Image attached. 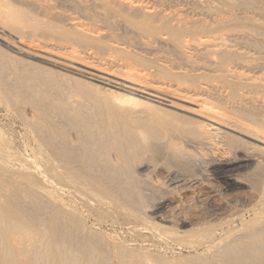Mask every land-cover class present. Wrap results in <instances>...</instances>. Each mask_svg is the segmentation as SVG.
Instances as JSON below:
<instances>
[{
	"label": "bare ground",
	"instance_id": "6f19581e",
	"mask_svg": "<svg viewBox=\"0 0 264 264\" xmlns=\"http://www.w3.org/2000/svg\"><path fill=\"white\" fill-rule=\"evenodd\" d=\"M134 37L177 60L129 51ZM0 101L36 143L29 157L0 138V264H264V1L0 0ZM154 104L182 112L165 109L190 148L143 142L129 119ZM147 153L167 182L142 174ZM177 166L257 203L216 222L148 216L195 176Z\"/></svg>",
	"mask_w": 264,
	"mask_h": 264
},
{
	"label": "rangeland",
	"instance_id": "374dc122",
	"mask_svg": "<svg viewBox=\"0 0 264 264\" xmlns=\"http://www.w3.org/2000/svg\"><path fill=\"white\" fill-rule=\"evenodd\" d=\"M258 1H264V0H258ZM142 40H144V38ZM142 40L134 37V42L132 44H128V43L126 44L129 51L135 52L136 54H139L141 56L143 55V57H146L149 59L154 57L155 58L154 60L157 63H161L162 61H164V58H166V57L173 59L174 61L177 60L175 57L171 56V54L163 47H159V48H157V50L152 51V52L146 51L147 53H151V56H152L151 57L145 51H143L142 49L140 50L138 48L137 44L139 42H141ZM108 41L112 42L111 38H108ZM186 51L189 53L192 52L189 49H186ZM86 52L91 53L93 51L87 50ZM111 58L119 60V57H117L115 55H112ZM121 61L122 60H120V62ZM86 78H90V77L86 76ZM85 80L90 82V83L96 84L92 80H89V79H85ZM154 105H155L154 107L153 106L139 107L137 109V113L130 116L131 117L129 119L130 126L132 128H134L135 130H138V132L141 135L140 138L143 140V142H146L147 144H149L155 148H157L158 146L162 147V145H165V144H168V145L178 144V145H181L183 147H186V145H188V144H186V141H184V139H182V137L180 138V136H177L178 134L176 135V133H175V127L178 126L177 122L173 118L172 114H170L169 112H166L165 109L168 111L170 110L172 113L182 114V112L171 109V108H167L165 106L156 105V104H154ZM74 107L77 110L82 109L81 106H78L76 104ZM20 110H21V107L17 104L10 102L9 105H6L4 102L0 101V138L2 141H5L6 143H8V140H12V142L9 141L8 144L11 145L14 149H16V151L20 155L24 156V154L28 155V153L30 155L31 152L33 155V152H34L33 149L34 148L36 149V146L33 147V145H36V143L33 142L32 137L35 136V134L31 129H29L23 123V121L19 117ZM29 137H31L32 139L30 138L31 139L30 140ZM20 138H21V140H20ZM18 139H19V142H18ZM13 140H14V142H13ZM180 140H182V141H180ZM24 141L25 142L32 141L33 143L27 142V143H25L26 144L25 145ZM21 142H22V144H20ZM179 142H181V144ZM182 143L185 145H183ZM16 144H18V145L16 146ZM28 144H30L31 146ZM20 146H21V148H20ZM186 148L188 149L190 147L188 146ZM19 149L21 150V152L19 151ZM22 150H24L26 152L23 154L22 152H24V151H22ZM32 155H30L29 157H31ZM150 155H151L150 153H147L143 157L142 162H145L146 166L142 169V171H141L142 174H150L153 178V181H155V179L157 178L156 180L158 182H161V181L167 182L168 181V177H167L168 167L164 164V161L162 160V158L165 156L162 154V155L157 156V158L154 161H150L149 160ZM177 167L178 168H172L169 171L184 170V172H179V173H184L187 175L188 174H195V172L188 170L187 168H184L181 166H177ZM249 170L252 171V168H248L247 170L237 172L236 174L244 175L247 172V174H245V175L248 176V175H250ZM202 172H203V170H202ZM204 172H203L204 175H202V176L200 175L201 172L196 173L195 176H193V177H196V175H200L201 179L198 176H197V178H194V179H193V177H190L192 180L189 178L191 180V182H188V183L186 182L185 183L186 185L180 183L179 184L180 186L177 185L178 187L176 190H168V191H162V192L158 193L157 198L163 199L168 205L165 206L164 208L160 209L159 212H157L155 214L149 213L148 216L154 217L155 219L161 218L164 221L169 222L172 220L173 215H175V214L186 215V213H187V216H188L187 218L190 219L189 220L190 224H195V223H197V221H201V220L203 221V219H204V221H207L208 219L213 220L215 217L217 219L216 221H218V218L222 219V217H224L223 214L226 215L228 218L232 214L231 212H235V210H233V211H232V209L230 210V208H233V207H237L236 212L239 211L240 209L243 212V211L248 210L251 207L256 205L257 200H258V195L255 191L249 189V186H247V184H245L244 186H242L238 189H230V188H227L226 186H224L222 180H220L219 177H217L212 172L211 169H206V171L204 169ZM241 172H243V173H241ZM208 174H210V175H208ZM153 176H155V178ZM204 180L206 182H204ZM190 183H192V184L190 185ZM205 183H207V184H205ZM182 185H184V186H182ZM196 185H198V186H196ZM196 188H197V190H194ZM246 191H248V192H246ZM216 192L219 193V195H216L217 194ZM191 195H192V197H191ZM196 195L198 198L196 197ZM193 197H194V199L191 201V199ZM200 199H201V201H200ZM202 199H203V201H202ZM237 199H238V201H236ZM206 200H207V203H206ZM157 201H159V200L158 199L155 200L151 204V206L155 205L157 203ZM187 201H190V202H187ZM186 202H187V204H186ZM203 202H204V204H203ZM188 203H191V204H188ZM198 204H200V205L202 204L201 206L199 205L200 209L198 208ZM188 205H191V207L190 206L188 207ZM203 206H204V208H203ZM222 206H223L224 211L213 212L216 209V207L219 208ZM229 206H233V207L229 208ZM224 207H226V208L224 209ZM201 208H203V209H201ZM151 210L152 209L146 210V211L150 212ZM226 210L228 212L230 211L228 213V215H227V212H225ZM201 211H202L203 215H202ZM206 211H208V212L210 211L213 214L210 216L211 213L209 212V214H208V212H207V214H206ZM199 216H200V218H199ZM204 216L207 219L204 218ZM218 216H220V217H218ZM226 216L224 218H226ZM196 219H198V220H196ZM216 221L214 219V222H216ZM167 224H169V223H167ZM103 228L105 231L110 230V228L107 226L103 227ZM189 228H191V227H189ZM109 232H111V231H109ZM116 235L118 237H124L126 240L128 239L127 241H131L132 243H133V240L137 241V239H135V237L131 233L129 234V233H126L125 231H123V232L121 231L120 235H119V231H118V234H116ZM174 249H176V247ZM166 251L167 250L162 249L163 254ZM177 252H178V254H177ZM166 253H169V252L167 251ZM175 254H177L176 257H179L180 255H181L180 257L185 256V253L182 252L181 254H179V251H177V250H175ZM167 255L168 254H166V256Z\"/></svg>",
	"mask_w": 264,
	"mask_h": 264
}]
</instances>
